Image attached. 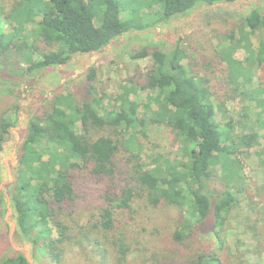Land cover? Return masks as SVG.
<instances>
[{
    "label": "trees",
    "instance_id": "trees-1",
    "mask_svg": "<svg viewBox=\"0 0 264 264\" xmlns=\"http://www.w3.org/2000/svg\"><path fill=\"white\" fill-rule=\"evenodd\" d=\"M236 1L15 0L9 13H0V21L9 22L12 29L5 33L0 24V72L32 73L66 65L76 55L103 50L123 33L166 24L201 6ZM233 29L226 36L229 45L222 43L217 51L226 64L222 67L225 98L212 88L209 78L200 75L198 63H184L188 53L181 44L131 54L134 60H153L143 76V88L158 94L156 108L147 111L154 123L177 136L181 159L157 155L143 161L141 144L130 140L131 133L146 136L137 130L146 119L140 103L131 98L134 85L121 87L122 99L114 101L118 108L106 107L91 84L83 98L61 92L41 115L31 117L11 187L20 240L30 242L56 264L76 247L82 249L84 264H129L135 247L120 217L174 208L192 218L181 216L169 241L174 248L152 255L154 264H224L219 251L229 236V216L246 191L237 148L249 151L259 146L260 136L253 130L235 134L232 121L222 128L216 118L220 113L223 121L227 119L226 102L237 99L264 107V97L253 96L258 91L242 89L259 71V89L264 91V7L251 10ZM256 33L261 40L254 49L251 41ZM238 49L247 53L245 63L233 57ZM12 56L18 59L16 66L2 67ZM94 76L92 72L88 79ZM252 107L245 105L244 115ZM13 125L6 113L1 116L0 152ZM263 153L259 151L258 158ZM259 162L264 166V159ZM90 183L103 185L94 207L84 191ZM2 205L0 197V209ZM205 229L214 235L219 250L189 252ZM137 246V250L147 248L142 240ZM256 246L252 252L264 264V247ZM1 264L31 263L23 252L15 251Z\"/></svg>",
    "mask_w": 264,
    "mask_h": 264
},
{
    "label": "rangeland",
    "instance_id": "rangeland-1",
    "mask_svg": "<svg viewBox=\"0 0 264 264\" xmlns=\"http://www.w3.org/2000/svg\"><path fill=\"white\" fill-rule=\"evenodd\" d=\"M15 0H0V13H9ZM264 7V0H238L233 3H217L212 6H201L188 15L174 18L166 24L138 31L132 30L123 33L114 39L103 50L95 53L80 54L66 65L50 67L40 72L20 73L2 70L0 72V118L6 113V117L13 121L8 138L0 152V197L3 205L0 209V264L4 257L15 251L23 252L31 264H56L45 253H39L34 246L20 240L17 230V215L11 201V187L14 181L15 167L18 163L19 151L27 133L28 122L31 117L41 115L53 100L55 95L61 92H74L80 98L85 96L86 86L93 84L97 97L102 99L109 109L118 108L115 100L122 99L123 85L137 86L131 95L140 103V113L145 116L146 124L139 126L137 130L145 132L131 133L130 140L141 144L143 161H150L152 157L162 155L165 158L181 159L180 141L177 136L166 127L153 122L147 109L156 108L158 92L143 88V76L148 75L152 67L151 57L134 60L131 54L143 48L153 47L170 49L181 44L188 53L184 63L191 60L198 63L201 76L209 78L213 89L218 90L220 97L226 96V81L222 75V67L226 65L218 59L221 44L229 45L226 38L241 18L254 8ZM3 22L5 33H12L9 22ZM0 21V24H2ZM236 32V31H235ZM238 38V36H237ZM261 35L256 33L252 37L253 48L257 49ZM238 60L246 62L247 53L238 49L234 54ZM18 60L12 56L1 63L2 67L15 64ZM215 60V61H213ZM5 63V64H4ZM205 63V67L201 66ZM208 63V66L206 65ZM26 68L27 64H20ZM12 66V65H11ZM5 68V67H4ZM18 70L21 68L16 67ZM214 70V71H212ZM95 73L94 80L88 79ZM259 71L255 73L253 80L242 88L243 91H258L254 97H264V91H260ZM129 79L132 82L129 83ZM84 89V90H83ZM251 105L254 110L244 115L243 107ZM255 102L247 100H233L226 102L228 110L227 119H221L217 113V121L225 128L228 121L236 125L235 134L239 132L250 133L252 130L259 133V146L244 150L237 148L238 158L241 161V178L246 186V191L240 195V204L236 206L227 224L229 234L224 249L219 251L224 264H263L252 252L258 245L264 247V166L259 160L264 159V153L258 158L259 151H264V107L254 106ZM246 127V128H245ZM129 138V137H128ZM233 140L236 141L234 135ZM231 139V142H233ZM244 151V152H242ZM152 155V156H151ZM150 157V158H149ZM221 171V166L217 167ZM216 178V177H215ZM103 185L90 183L84 191L87 192L88 203L96 206L100 202V193ZM186 211V210H185ZM174 208L162 211H144L135 216L122 215V227L132 243L134 253L129 264H154L151 259L156 252L159 254L165 248H174L171 235L179 226L181 216L192 218L187 211L181 212ZM55 232V231H54ZM259 235V236H258ZM56 234H54V237ZM142 240L148 248H139L137 242ZM191 245V252L195 249L202 251L219 250L215 237L206 233V229L200 232ZM81 248L76 247L67 253L61 264H84ZM187 251L182 247V251Z\"/></svg>",
    "mask_w": 264,
    "mask_h": 264
}]
</instances>
